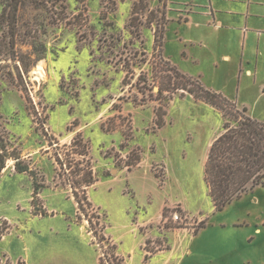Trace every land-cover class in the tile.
<instances>
[{
    "label": "rangeland",
    "instance_id": "rangeland-1",
    "mask_svg": "<svg viewBox=\"0 0 264 264\" xmlns=\"http://www.w3.org/2000/svg\"><path fill=\"white\" fill-rule=\"evenodd\" d=\"M133 2L67 0L66 20L47 25L46 34L41 35L47 48L44 58L33 63V47L18 39L19 60H10L9 66L1 60L10 73L0 78V115L13 146L44 185L35 197L32 176L17 172L15 160H8L0 174V264H100V257L104 264H119L122 258L112 242L95 236L100 225L106 223L108 232L121 238V248L129 250L132 236L126 224L134 213H127L126 208L137 207L138 201L140 214L148 216L168 201L167 215L168 206L182 205L177 199L198 210L207 225H198L201 233L189 242L192 252L178 250L171 264H264V186L222 211L215 210L204 179L207 155L202 145L185 148V139L188 132H196L204 140L218 118L220 131L224 117L219 110L217 118L209 108L184 100L171 106L181 91L170 101L158 97V84L152 77V64H158L156 25L143 27L141 38L135 39L129 27ZM158 5L162 3L152 1V7ZM32 14L41 19L47 12L37 9ZM164 48L176 58L178 45L173 40L168 39ZM129 56L138 61L132 66L134 73L127 74L125 58ZM38 64L44 66V78L35 73ZM158 65V70L165 68ZM143 71L147 78L141 76ZM126 74L127 85L123 83ZM160 106L167 111L166 126L157 130L155 112ZM114 127L117 131L105 129ZM76 131L91 145L94 172L101 181L89 190L92 201L106 206V218L96 206L87 209V215L79 211L70 187L59 176L56 160L46 151L48 135L64 144L71 142ZM138 153L145 154L142 168L129 180L126 174L118 177ZM147 165L158 185L152 178L139 184ZM127 183L136 194L123 195ZM37 209H44L45 214L34 213ZM161 226L173 231L179 242L195 233L191 224L179 226L163 219ZM146 247L149 256L170 244L165 234ZM127 264H141L140 254L136 252Z\"/></svg>",
    "mask_w": 264,
    "mask_h": 264
},
{
    "label": "trees",
    "instance_id": "trees-1",
    "mask_svg": "<svg viewBox=\"0 0 264 264\" xmlns=\"http://www.w3.org/2000/svg\"><path fill=\"white\" fill-rule=\"evenodd\" d=\"M79 1L85 2L86 0ZM110 1L116 4L115 0ZM152 1L155 0H134L129 27L133 37L140 39L143 27L156 25L155 41L157 44L154 50L158 52L154 53V56L157 55L158 64L165 67L158 70L159 65L152 64V77L158 84V97L170 101L179 91H181V97L190 93L195 99L203 100L214 106L224 117L221 130L210 146L204 170V179L215 210L222 211L230 203L254 192L257 187L264 186V121L252 117L247 107L239 106L223 93L207 88L199 78L180 71L163 56L165 24L168 20L167 0H158L162 6L157 7H152ZM55 8H60V11L51 12ZM37 9L45 10L47 14H43L40 19V16L32 14V11ZM66 9L67 0H0V78L6 74L9 75L10 72L6 73L4 67L9 66L10 60H19L18 39L22 45L33 47L32 53L36 56L33 63L44 58L47 48L41 35L46 34L47 25H57L66 20ZM28 11L30 14L26 15ZM66 23L69 24L70 21ZM137 52L136 50L134 53L136 58L138 57ZM1 60L6 62L5 66L2 65ZM137 61L132 56L125 58L127 74L134 73L132 66ZM142 61L146 59L143 58ZM165 71L170 73L164 74ZM127 74L123 79L125 85L128 84ZM147 75L148 73L144 71L141 74L145 78ZM145 84H148V79H145ZM155 113V128H162L166 124L165 106L158 107ZM105 129L109 132L115 130L116 127ZM48 136L50 138L47 139L46 151L56 160L59 176L70 187L79 211L87 215L85 214L88 212L87 209H94L88 197V190L99 180L92 164L91 145L81 131H76L71 142L64 144L55 135ZM141 158L142 155L138 153L131 162L126 164L128 169L132 170L133 166L138 165ZM9 159L15 160L14 166L17 172L28 173L32 176L33 193L36 197L44 183L37 180L31 163L25 160L13 146L3 117L0 115V174ZM40 211L45 214L44 209H37L34 213ZM206 225L207 220H203L200 228ZM100 227L95 231V236L99 237L100 241L110 240L103 232L105 224L102 223ZM119 261V264H123V260ZM99 263L104 264L102 257Z\"/></svg>",
    "mask_w": 264,
    "mask_h": 264
},
{
    "label": "crops",
    "instance_id": "crops-1",
    "mask_svg": "<svg viewBox=\"0 0 264 264\" xmlns=\"http://www.w3.org/2000/svg\"><path fill=\"white\" fill-rule=\"evenodd\" d=\"M166 8L168 20L165 24L164 43L168 39L173 40L178 45V54L176 58L167 54L163 45L164 57L180 71L199 78L207 88L223 93L239 106L247 107L252 117L264 121V0H168ZM178 100L209 108L218 118V110L214 106L195 99L190 93L175 98L171 106ZM218 119L204 140L196 132H188L185 148L192 150L202 145L204 154L208 156L212 141L220 132ZM144 162L145 154L135 169H123L118 177L126 174L129 180L131 174L140 170ZM139 177V184L145 183L146 178H152L158 185L157 178L150 172L148 165ZM100 181L101 179L91 187L94 188ZM128 187L130 191L126 192ZM130 193L136 194V189L127 183L123 195ZM88 197L93 206L104 212L106 218V206L92 201L90 190ZM177 200L182 202L186 211L198 214V218L202 220L203 215L198 210L191 209L181 199ZM254 200H258V197ZM167 202L163 201L158 211L148 216L140 214L142 207L138 201L137 207L126 208L127 213H134L133 220L126 224L127 232L132 236L129 250L121 248V238L110 234L104 223V235L114 244L123 264L130 262L136 252L140 254L141 264H150L156 259L161 264H171L178 250L192 252L189 242L194 241L201 230L179 242L173 231L161 226ZM81 227L85 228L84 225ZM165 234L170 247L148 256V242L153 244L159 236L164 237Z\"/></svg>",
    "mask_w": 264,
    "mask_h": 264
},
{
    "label": "built area",
    "instance_id": "built-area-1",
    "mask_svg": "<svg viewBox=\"0 0 264 264\" xmlns=\"http://www.w3.org/2000/svg\"><path fill=\"white\" fill-rule=\"evenodd\" d=\"M128 168V166H127ZM163 175L158 176V178H162ZM167 215H163L164 223H173L176 225H187L191 224L193 232H196L198 229V225L201 223V220L198 217H194L190 213H188L182 205H170L167 207ZM102 249V247H101ZM101 256L105 257V252L102 250Z\"/></svg>",
    "mask_w": 264,
    "mask_h": 264
},
{
    "label": "bare ground",
    "instance_id": "bare-ground-1",
    "mask_svg": "<svg viewBox=\"0 0 264 264\" xmlns=\"http://www.w3.org/2000/svg\"><path fill=\"white\" fill-rule=\"evenodd\" d=\"M46 69V68H45ZM35 73L37 74V77L39 78H44L45 77V70H44V66L42 64H38L35 68Z\"/></svg>",
    "mask_w": 264,
    "mask_h": 264
}]
</instances>
